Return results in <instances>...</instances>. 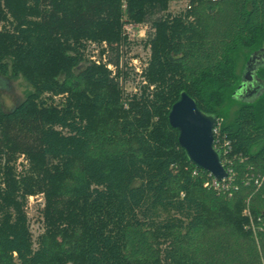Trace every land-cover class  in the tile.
I'll return each mask as SVG.
<instances>
[{"label": "trees", "instance_id": "1", "mask_svg": "<svg viewBox=\"0 0 264 264\" xmlns=\"http://www.w3.org/2000/svg\"><path fill=\"white\" fill-rule=\"evenodd\" d=\"M4 1L16 25L0 33V61L33 91L10 111L0 102V156L38 169L45 230L34 243L24 218L5 215L0 264H264V97L222 125L227 190L191 165L168 120L182 92L221 118L240 84L238 53L264 50V0H197L175 16L169 0ZM124 9L154 31L140 95L119 83ZM89 43L115 53L114 76L87 59ZM157 206L186 223L155 225Z\"/></svg>", "mask_w": 264, "mask_h": 264}, {"label": "rangeland", "instance_id": "2", "mask_svg": "<svg viewBox=\"0 0 264 264\" xmlns=\"http://www.w3.org/2000/svg\"><path fill=\"white\" fill-rule=\"evenodd\" d=\"M190 0H169L166 14L171 16L184 13L186 5ZM7 2L0 0V33H14L16 21L6 8ZM123 35L127 37V44L119 48L120 55V86L126 94L142 93V87L146 84L141 77L147 68L150 59V35L154 34L151 24L133 23L124 9L122 18ZM86 57L96 64L106 65L107 59L115 57L109 46L102 44H88ZM246 51L237 55V73L241 78L245 65L249 59ZM0 61V102L4 111L12 110L16 104L24 101L29 93L33 91L28 82L18 76L11 75L7 68V60ZM9 67V66H8ZM8 72H7V70ZM112 76L116 72L112 65H106ZM6 70V71H5ZM260 78L264 79V71L259 72ZM261 97H264V93ZM46 104L59 109L66 107L65 97H54L50 94L43 96ZM242 101L236 99L234 94L228 95L220 107L221 120L223 124L232 125L236 121L241 108ZM38 169L35 168L31 159L24 155H1L0 156V223L4 216L10 218H24L29 233L33 236L34 243L44 232V220L42 211L45 198L36 186ZM264 209V207L259 208ZM152 222L155 225L171 220H181L186 223V218L171 208L157 206L152 210Z\"/></svg>", "mask_w": 264, "mask_h": 264}, {"label": "water", "instance_id": "3", "mask_svg": "<svg viewBox=\"0 0 264 264\" xmlns=\"http://www.w3.org/2000/svg\"><path fill=\"white\" fill-rule=\"evenodd\" d=\"M264 50L250 55L234 97L243 103H255L264 93ZM170 126L179 132V144L196 169L208 173L218 182L228 178L221 153L214 148V128L217 118L202 112L186 92L172 106L168 116Z\"/></svg>", "mask_w": 264, "mask_h": 264}, {"label": "built area", "instance_id": "4", "mask_svg": "<svg viewBox=\"0 0 264 264\" xmlns=\"http://www.w3.org/2000/svg\"><path fill=\"white\" fill-rule=\"evenodd\" d=\"M197 0H190L187 5L186 9H191L194 4H196ZM205 1H210V2H218L220 0H205ZM194 2V3H193ZM222 125L223 122L221 119H217L216 126L214 128V148L221 153V159H222V164L225 167V169L228 172V178L222 182H218L213 178V187L216 189H228L229 187V182L234 178V171L233 168L230 166L232 164V159L229 158V153L232 151V145L231 141L227 139L226 134L222 133ZM258 184L259 182L256 181ZM209 186V184H206L205 187ZM245 216L251 218L250 213L248 210L244 211Z\"/></svg>", "mask_w": 264, "mask_h": 264}, {"label": "flooded vegetation", "instance_id": "5", "mask_svg": "<svg viewBox=\"0 0 264 264\" xmlns=\"http://www.w3.org/2000/svg\"><path fill=\"white\" fill-rule=\"evenodd\" d=\"M258 76H259V74H258ZM260 77V76H259ZM239 87V86H238Z\"/></svg>", "mask_w": 264, "mask_h": 264}]
</instances>
